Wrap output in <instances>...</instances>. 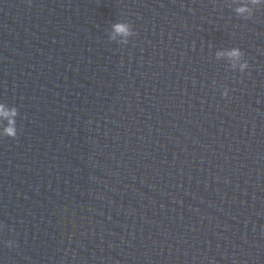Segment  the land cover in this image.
<instances>
[{
    "label": "clouds",
    "instance_id": "clouds-1",
    "mask_svg": "<svg viewBox=\"0 0 264 264\" xmlns=\"http://www.w3.org/2000/svg\"><path fill=\"white\" fill-rule=\"evenodd\" d=\"M253 3H258L259 0H252ZM247 11V7L246 6H241L239 8H237V12L238 13H243ZM113 31L115 34L120 35L121 37H128L132 34L130 27L127 23L124 22H118L113 24ZM229 57H239L240 56V51L238 49H233L232 51H230L228 53ZM242 67H244V65H242ZM0 115L4 116V117H10V116H14L15 115V110H5L3 105H0ZM12 121L9 120V127L6 128V134L10 135V136H14L15 135V130L12 127Z\"/></svg>",
    "mask_w": 264,
    "mask_h": 264
}]
</instances>
